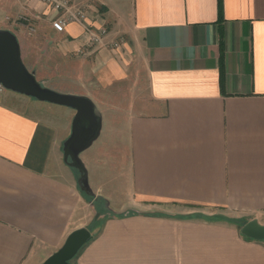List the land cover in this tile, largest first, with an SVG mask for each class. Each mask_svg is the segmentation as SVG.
Listing matches in <instances>:
<instances>
[{
	"label": "crops",
	"instance_id": "crops-1",
	"mask_svg": "<svg viewBox=\"0 0 264 264\" xmlns=\"http://www.w3.org/2000/svg\"><path fill=\"white\" fill-rule=\"evenodd\" d=\"M68 1L123 42L90 46L38 0H0V28L39 82L100 106L116 142L80 157L86 194L63 164L74 110L56 136L0 90V264H40L97 218L72 264H264L240 232L264 224V0Z\"/></svg>",
	"mask_w": 264,
	"mask_h": 264
},
{
	"label": "water",
	"instance_id": "water-1",
	"mask_svg": "<svg viewBox=\"0 0 264 264\" xmlns=\"http://www.w3.org/2000/svg\"><path fill=\"white\" fill-rule=\"evenodd\" d=\"M0 84L4 89L33 97L38 101L74 110L70 133L62 143V157L64 163L77 170L80 190L92 195L87 169L80 153L92 144L101 130L102 116L94 102L85 95L60 92L39 82L34 71L27 68L21 57L17 37L4 28H0ZM240 232L244 236L264 242V224L259 223L256 218L246 222ZM90 237V229L87 227L72 230L62 245L40 264H72L71 259Z\"/></svg>",
	"mask_w": 264,
	"mask_h": 264
},
{
	"label": "rangeland",
	"instance_id": "rangeland-1",
	"mask_svg": "<svg viewBox=\"0 0 264 264\" xmlns=\"http://www.w3.org/2000/svg\"><path fill=\"white\" fill-rule=\"evenodd\" d=\"M45 86L52 88V89L56 88L55 85L51 83H45ZM5 91H11V90L5 89ZM17 95H20L21 97V102L17 104L18 107H20L23 110H27L29 114L35 116L41 122H45L46 124L51 125L56 132V136H59L62 134L63 128L67 125V116H68L67 112L71 111L70 108L66 106H60V105L48 103V102L38 101L33 97L21 95L19 93H17ZM96 106L101 114L105 112L100 106L99 107L98 105ZM71 118L72 117H70L69 119V123H70ZM103 122H102V129H101L100 135L92 142V144L90 145V147H88V149L80 153V157L83 160H85V158L88 156H94L96 150L100 146L105 145V143L113 145L116 142V140H114V137H110L109 135L110 132L106 131L107 126L106 124H104L105 122L104 123ZM113 134H117V133L114 132ZM63 164L65 163L63 162ZM86 166H87V163H86ZM73 171L78 174L77 170L73 169ZM97 217H98V211H95L93 214V219ZM100 224H101V219L97 218L93 221V223L89 226V228L93 229L94 227H98V225L100 226ZM91 229H90V232H91Z\"/></svg>",
	"mask_w": 264,
	"mask_h": 264
},
{
	"label": "built area",
	"instance_id": "built-area-1",
	"mask_svg": "<svg viewBox=\"0 0 264 264\" xmlns=\"http://www.w3.org/2000/svg\"><path fill=\"white\" fill-rule=\"evenodd\" d=\"M50 6L52 9L58 12V16L55 19V27L62 29L67 23L77 22L81 24L89 32L90 46H107L109 48H116L123 42V38L109 39L106 40L108 36V30L105 26L98 28L97 30H92L88 23H86V11L84 6H78L71 4L68 0H38ZM16 20L26 25L29 32L35 31V27L31 24V17L25 14H19ZM82 52V50H80ZM3 86L0 84V90H3Z\"/></svg>",
	"mask_w": 264,
	"mask_h": 264
},
{
	"label": "trees",
	"instance_id": "trees-1",
	"mask_svg": "<svg viewBox=\"0 0 264 264\" xmlns=\"http://www.w3.org/2000/svg\"><path fill=\"white\" fill-rule=\"evenodd\" d=\"M219 4H220V0H219ZM91 238V237H90Z\"/></svg>",
	"mask_w": 264,
	"mask_h": 264
}]
</instances>
